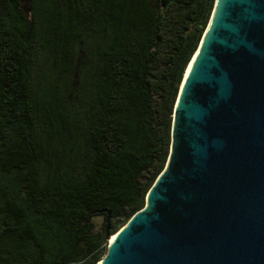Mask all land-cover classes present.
Returning a JSON list of instances; mask_svg holds the SVG:
<instances>
[{
	"label": "trees",
	"instance_id": "trees-1",
	"mask_svg": "<svg viewBox=\"0 0 264 264\" xmlns=\"http://www.w3.org/2000/svg\"><path fill=\"white\" fill-rule=\"evenodd\" d=\"M214 1L0 0V264H98L107 212L115 235L165 166Z\"/></svg>",
	"mask_w": 264,
	"mask_h": 264
},
{
	"label": "water",
	"instance_id": "water-1",
	"mask_svg": "<svg viewBox=\"0 0 264 264\" xmlns=\"http://www.w3.org/2000/svg\"><path fill=\"white\" fill-rule=\"evenodd\" d=\"M189 63L165 166L100 264H264V0H215Z\"/></svg>",
	"mask_w": 264,
	"mask_h": 264
},
{
	"label": "rangeland",
	"instance_id": "rangeland-1",
	"mask_svg": "<svg viewBox=\"0 0 264 264\" xmlns=\"http://www.w3.org/2000/svg\"><path fill=\"white\" fill-rule=\"evenodd\" d=\"M127 222V221H126ZM126 222L120 224L119 228L117 229L118 231H120L123 226L126 224ZM93 223H94V226H95V229L98 230V231H103L104 229V217L102 215H95L93 217ZM122 227V228H121ZM116 230V231H117ZM117 231V232H118ZM116 232V233H117ZM111 236V235H110ZM108 236L107 239H106V243H105V250H104V253H103V256L106 254L107 252V249H108V246H109V240L112 238V236L110 237ZM114 236V235H113ZM102 256V257H103Z\"/></svg>",
	"mask_w": 264,
	"mask_h": 264
},
{
	"label": "bare ground",
	"instance_id": "bare-ground-1",
	"mask_svg": "<svg viewBox=\"0 0 264 264\" xmlns=\"http://www.w3.org/2000/svg\"><path fill=\"white\" fill-rule=\"evenodd\" d=\"M194 55H195V54H194ZM193 57H194V56H193ZM190 63H191V62H190ZM190 63H189V65H188V67H187V69H186V71H185L184 77H185V75L187 74V72H188V70H189ZM183 79H184V78H183ZM118 232H119V231H118ZM118 232H117V233H118ZM117 233H115V235H116ZM115 235H114V236H115ZM111 236H112V238L114 237L113 235H111ZM111 236H110V237H111ZM98 264H100V261L98 262Z\"/></svg>",
	"mask_w": 264,
	"mask_h": 264
}]
</instances>
